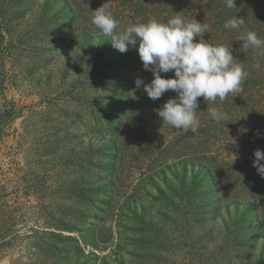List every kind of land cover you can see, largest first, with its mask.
Returning <instances> with one entry per match:
<instances>
[{
    "label": "rangeland",
    "instance_id": "374dc122",
    "mask_svg": "<svg viewBox=\"0 0 264 264\" xmlns=\"http://www.w3.org/2000/svg\"><path fill=\"white\" fill-rule=\"evenodd\" d=\"M64 2L0 0V264H264L246 186L198 197L119 128L120 52Z\"/></svg>",
    "mask_w": 264,
    "mask_h": 264
},
{
    "label": "trees",
    "instance_id": "16d2710c",
    "mask_svg": "<svg viewBox=\"0 0 264 264\" xmlns=\"http://www.w3.org/2000/svg\"><path fill=\"white\" fill-rule=\"evenodd\" d=\"M105 2L110 5V11L121 28L133 23H146L151 19L166 23L169 18L181 15L186 20L196 19L208 26L203 37L207 43L230 45L234 62L241 64L248 73L243 91L229 94L223 102L219 99L204 102L203 97L198 98L196 116L199 129L196 133L184 135L161 122L154 111L169 98L175 97L176 93L170 90L154 101L143 91V86L136 89V78L150 83L153 75L143 69L135 49L120 52V64L116 66L124 74L128 90L122 102L124 109L118 126L122 128L123 120L129 119L132 124L129 127L132 130L130 135L140 136L147 144V149L159 155V164H171L184 170L191 168L194 171L193 188L198 197L217 191L224 194L225 186L230 184L234 187L240 184L246 186L247 199L244 202L248 208L244 216L249 215L250 221L254 222L252 226L260 229L262 235L264 178H261L252 163L254 151H264V47L249 48L244 53L240 51L243 42L238 39L242 33L254 31L264 40V0H235L236 7L231 9L225 6L224 0H65L62 12L72 21V27L81 23L84 36L92 33L90 29L102 36L100 51H118L112 46L111 38L104 36L91 23L92 11ZM235 16L245 20L241 29L224 28L225 22ZM161 75L170 78L174 73ZM212 107L226 112L228 119L214 121L208 111ZM204 184H210L211 189L198 192Z\"/></svg>",
    "mask_w": 264,
    "mask_h": 264
},
{
    "label": "clouds",
    "instance_id": "9594fccd",
    "mask_svg": "<svg viewBox=\"0 0 264 264\" xmlns=\"http://www.w3.org/2000/svg\"><path fill=\"white\" fill-rule=\"evenodd\" d=\"M224 3L229 9L236 7L235 0H224ZM92 12L91 23L104 36L111 38L112 46L121 53L135 49L143 69L152 73L150 83L136 78V89L143 86V91L154 101L170 90L176 93L175 97L169 98L154 111L161 122L173 127L179 134L198 131V98L203 97L204 102H215L217 99L223 102L229 94L243 91L247 71L234 62L230 45H213L204 40L208 30L206 24L175 15L166 23L151 19L121 28L107 2ZM244 24L243 18L235 16L225 22L224 28L240 30ZM238 41L243 42L240 51L244 53L249 48L264 47V40L254 31L242 33ZM169 72H173L174 76L165 78L161 75ZM208 111L216 122L228 119L227 113L216 107ZM254 157L252 166L264 178V151L256 149Z\"/></svg>",
    "mask_w": 264,
    "mask_h": 264
}]
</instances>
